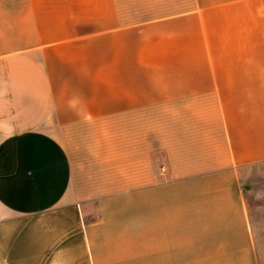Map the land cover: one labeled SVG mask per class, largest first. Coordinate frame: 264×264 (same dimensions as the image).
I'll list each match as a JSON object with an SVG mask.
<instances>
[{"label":"crops","instance_id":"crops-1","mask_svg":"<svg viewBox=\"0 0 264 264\" xmlns=\"http://www.w3.org/2000/svg\"><path fill=\"white\" fill-rule=\"evenodd\" d=\"M263 162L264 0H0V264H258Z\"/></svg>","mask_w":264,"mask_h":264},{"label":"rangeland","instance_id":"rangeland-1","mask_svg":"<svg viewBox=\"0 0 264 264\" xmlns=\"http://www.w3.org/2000/svg\"><path fill=\"white\" fill-rule=\"evenodd\" d=\"M239 182L253 224L258 264H264V162L245 168L239 175ZM2 223L0 232L12 229L10 223ZM22 223L26 224L27 220Z\"/></svg>","mask_w":264,"mask_h":264}]
</instances>
